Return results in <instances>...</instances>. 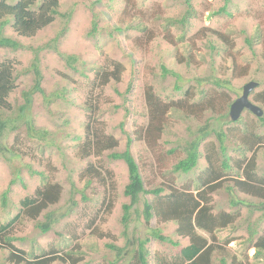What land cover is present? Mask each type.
Here are the masks:
<instances>
[{
    "label": "rangeland",
    "instance_id": "rangeland-1",
    "mask_svg": "<svg viewBox=\"0 0 264 264\" xmlns=\"http://www.w3.org/2000/svg\"><path fill=\"white\" fill-rule=\"evenodd\" d=\"M8 1L13 3L16 0ZM59 1L62 16H58L56 22L37 36L18 37L10 26L4 32V35L17 39L24 47L17 51L0 48V61L15 64L17 79V89L9 98L11 110L4 113L6 128L0 136V156L8 158L5 161L0 158V224L14 219L21 212L20 202L33 197L37 188L46 183H58L62 187V196L48 210L58 222L48 234L43 235L36 229L37 221L43 222L47 212L37 221L21 216L13 231L20 238L16 246L29 253L33 251L34 256L42 255L43 252L47 254L53 249H73L76 257L83 258L79 264H111L115 253L109 245L122 248L126 244L121 218L122 206L129 202L123 196V189L128 183V171L123 162H110L106 156L88 160L78 158V149L85 137L87 117L91 114L85 108V102L91 100L93 95L97 98L92 99V103L99 107L97 126L119 142L118 150L125 148L128 134L133 136L132 153L146 189L170 184L193 190L197 173L178 176L171 172L184 155L185 143L193 139L199 128L207 125L210 130L220 129L224 124L223 130L232 129L239 133L243 126L257 127L258 133L264 136V127L259 126L257 117L252 113L244 111L236 121H242L240 124H235L230 117L223 119L222 123L217 116L223 109L215 115L206 104L199 103L203 98L211 97L213 107L220 109L219 106H226L220 105L221 96L226 94L229 97L228 112L231 103L241 96L243 86L250 81L259 84L251 95V100L257 103L253 99L254 95L264 90V61L261 58L264 0H230L227 11L231 15L224 16L211 14L221 8L225 0H191L197 12L196 17L191 21L182 42V32L172 28L173 43L165 39L166 20L183 13L182 0ZM95 18L99 22L98 31L96 35L89 36ZM66 22V35L57 40ZM117 27H122V31ZM203 28L231 34L230 42L225 46L221 43L217 50L211 51L208 36L211 33H204ZM245 38L254 40L252 48ZM71 55L78 59L69 65L64 57ZM189 55H192V61L188 64L186 60H189ZM36 56L45 96L36 93L28 114L37 129L48 132L44 140L29 139L25 122L19 118L24 93L35 85L33 64ZM180 57L183 63L179 62ZM113 62L123 65L121 81L111 82L102 90L93 91L97 73ZM163 65L176 76L170 73L164 75ZM242 73L245 75L238 77ZM214 78L229 80L230 89L212 86ZM176 86L180 89L177 90ZM147 92L163 105L178 101L199 105L195 108L197 118L189 119L184 112L170 110L164 115L165 133L160 137L157 132L146 134L150 122ZM212 134L200 148L203 153L200 169L204 167V156L208 154L211 142L216 147L219 145L215 133ZM137 136H141V140L136 139ZM6 143L19 145L24 156L21 165L20 158L4 154L5 150L1 146ZM261 148L256 154L257 176H264V147ZM229 154L233 158L237 157L231 150ZM250 156L251 153L247 155ZM89 161L112 172L114 189L106 174L107 186L97 181L86 186V182L80 179V172ZM13 166H22L18 167L21 170L18 175L24 185L17 181L4 205L3 193L13 179L17 180ZM212 199L216 212L231 211L227 193L218 192ZM110 200L113 203L109 209ZM140 208L141 211L142 205ZM240 212L243 218L249 217L248 209L243 207ZM260 215L253 214V220ZM151 228H160L165 236L177 238L175 224L161 225L154 218L148 225L142 215L137 217L135 212L126 233L130 239H145L151 237ZM246 236L244 231L226 229L218 233L217 243L226 254L234 257L244 252L241 242L242 237ZM228 240L229 244L226 243ZM182 244H188V240ZM148 247L151 261L158 250L172 251L154 239ZM254 255V248L247 250L249 264H256ZM124 256L116 264H129L130 254L125 252Z\"/></svg>",
    "mask_w": 264,
    "mask_h": 264
},
{
    "label": "trees",
    "instance_id": "trees-1",
    "mask_svg": "<svg viewBox=\"0 0 264 264\" xmlns=\"http://www.w3.org/2000/svg\"><path fill=\"white\" fill-rule=\"evenodd\" d=\"M182 4L184 5L183 13L178 17L166 20L165 31L167 36L165 39L170 43L174 42L171 32L172 28L182 32V37L180 38L182 42L184 34H187L191 21L197 14L191 0H182ZM229 4L230 0H225V4L218 10L213 11L211 15H231L227 11ZM60 7L59 0H16L13 3L8 0H0V48L17 51L24 47L17 39L4 35L8 26L11 27L18 37L33 38L56 22L58 16H62ZM98 24L99 22L95 18L92 30L88 33L89 36L97 34ZM67 25L68 22L65 23L63 31L56 37L57 40L66 35ZM118 30L122 31V27ZM136 30L138 29L136 28ZM203 32L211 33L208 35L211 51L217 50L221 43L224 46L228 45L227 43L230 42V37L232 36L210 28H203ZM245 41L249 47H253V39L245 38ZM261 46V58L264 61V39L261 40ZM191 57L192 55H189V60H186L188 64L192 61ZM64 58L69 65L74 64L78 59L74 55L65 56ZM182 61L183 58L179 59V62L183 63ZM38 65L39 59L36 56L33 64L36 77L35 85L32 90L24 93V104L19 108V118L25 122L24 126L29 139L44 140L47 138L48 132L37 129L34 120L28 114L32 109L33 98L36 93L45 96V91L41 86L42 76ZM15 67L12 62L0 61V136L6 128L4 113L10 111L12 107L9 98L17 89ZM162 71L164 75L170 73L176 76L174 72L168 70L164 65L162 66ZM233 71L235 72V68H233ZM122 74L123 65L119 62H113L111 65L102 67L96 75L93 85L94 89L92 90H102L111 82L119 83ZM244 75L242 73L238 77ZM211 84L214 87L230 89L229 80L226 79L214 78ZM176 89L179 90L180 88L176 86ZM221 97L225 102L221 100L220 105L226 104V106H219L220 109L213 107L211 97L208 99L203 98L202 101H199V103L203 102L206 104V107L210 108L215 115L223 109L217 116L218 118L216 117L220 122L230 117V108L227 112V100L229 97L226 94ZM92 99L96 100L97 98L93 95L91 100L85 102V108L91 114L87 117L85 137L79 146L77 156L81 160L106 156L110 162H123L128 171V183L123 189V196L129 202L123 204V215L121 218L126 244L122 248L109 245L115 253L114 262H111V264H116L123 259L125 252L130 254L129 264H249L247 250L250 248L255 249L254 259L256 264L264 263V225H262L264 223V176H257L256 174V154L258 149L264 147V136L258 133L257 127L243 126L239 133L232 129L223 130L224 124L220 129L212 128L210 130L207 125L199 128L193 139L185 143L183 147L184 155L179 158L171 172L178 176L197 173L194 189L177 188L170 184L146 189L139 165L132 153L133 136L128 134L125 148L121 151L118 150L119 142L113 136L106 135L101 128H98L96 115L99 107L92 103ZM253 99L264 110V90L257 92ZM147 103L149 105L150 122L145 130L146 134L157 132L158 137L162 136L165 133L164 115H167L170 110L184 112L189 119L197 118L196 114L198 112L195 111V108L199 107V105L193 106L182 101L168 102V104L163 105L158 98H154L153 94L148 92ZM185 108H187V111H185ZM257 121L259 126L264 127V115L261 118L257 117ZM241 122L238 121L235 124H240ZM212 133H215L214 136L219 145L217 148L214 142H211L207 150L208 154L204 156V167L200 169L201 164H203V153L200 148L213 135ZM137 137L136 139L141 140V136ZM18 142L19 140L17 139ZM18 147L19 145H9L8 143L1 146L2 150H5L4 154L9 153L11 156L20 158L19 164L21 165L24 162V156ZM230 150L238 158H233L229 154ZM250 153L251 156L247 157ZM0 158L3 161L8 159L2 156ZM13 167L16 169L17 180L13 179L3 193L2 200L4 205L12 186L17 184V181L23 183V179L18 175L21 171L19 168L22 166ZM105 174L110 177V186L114 189L112 172L105 170L102 165L97 166L96 163L91 161L80 172V179L85 181L88 187L94 181L107 186ZM218 192L227 193L231 211L221 210L216 212L212 196ZM61 196L62 187L58 183H46L35 190L33 197H27L20 202L21 212L14 219L5 224H0V264H79L83 261V258L74 255L73 249L69 251L53 249L47 254L43 252L42 255L34 256L33 251L29 253L15 244L20 238L13 231L15 223L21 219V216L37 221L42 214L47 212L43 222L37 221L36 229L43 235L48 234L52 230L53 225L58 220H54L53 215L48 213V210L60 201ZM148 197L152 198L149 199ZM112 203L110 200L109 209L112 207ZM140 205L143 207L141 211ZM243 207L250 212L247 218H243L241 215L240 210ZM134 212L137 217L142 215L148 225L154 218L161 225L165 223L175 224L177 238L173 239L165 236L160 228H151V237L130 239L126 232L129 229ZM255 213H261V215L256 220H253V214ZM226 229H232L234 232L244 231L247 234L246 237H242L243 241L241 242L244 252H241L238 256L230 257L225 253L224 248L217 243L218 233ZM152 239L158 241L167 249L171 248L172 251L170 253L160 250L156 251L152 262L150 259L151 252L148 247ZM184 240H188V244L183 245L182 242ZM226 243L229 244L230 240Z\"/></svg>",
    "mask_w": 264,
    "mask_h": 264
},
{
    "label": "water",
    "instance_id": "water-1",
    "mask_svg": "<svg viewBox=\"0 0 264 264\" xmlns=\"http://www.w3.org/2000/svg\"><path fill=\"white\" fill-rule=\"evenodd\" d=\"M258 82L250 81L243 86L241 96L236 98L230 105V120L236 122L244 111H250L258 118L263 117L264 110L251 100V94L258 88Z\"/></svg>",
    "mask_w": 264,
    "mask_h": 264
}]
</instances>
